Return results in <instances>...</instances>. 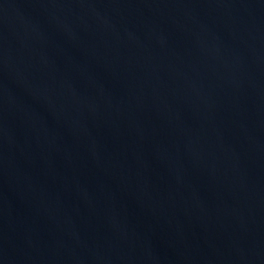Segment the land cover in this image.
<instances>
[{
    "label": "water",
    "instance_id": "95a60500",
    "mask_svg": "<svg viewBox=\"0 0 264 264\" xmlns=\"http://www.w3.org/2000/svg\"><path fill=\"white\" fill-rule=\"evenodd\" d=\"M0 264H264V0H0Z\"/></svg>",
    "mask_w": 264,
    "mask_h": 264
}]
</instances>
